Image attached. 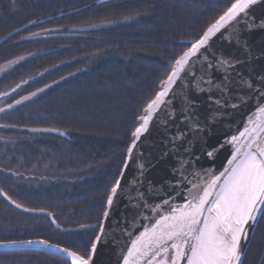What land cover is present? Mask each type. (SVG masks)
Here are the masks:
<instances>
[{
    "label": "trees",
    "instance_id": "1",
    "mask_svg": "<svg viewBox=\"0 0 264 264\" xmlns=\"http://www.w3.org/2000/svg\"><path fill=\"white\" fill-rule=\"evenodd\" d=\"M99 1L17 0L19 11L10 8L12 0L4 2L0 96L12 94V104L46 89L0 113V122L9 127L2 131L15 136L0 141V167L6 172H0V185L26 208L57 211L59 225L16 209L0 194L1 210H7H0V241L43 238L87 257L138 117L175 60L230 6V0ZM117 15L141 18L127 25L95 24ZM78 101L82 108L70 111ZM35 127L61 129L70 138L31 131ZM56 166L86 178L70 184L39 181L45 169ZM0 264L68 262L41 251H19L0 253Z\"/></svg>",
    "mask_w": 264,
    "mask_h": 264
},
{
    "label": "water",
    "instance_id": "2",
    "mask_svg": "<svg viewBox=\"0 0 264 264\" xmlns=\"http://www.w3.org/2000/svg\"><path fill=\"white\" fill-rule=\"evenodd\" d=\"M105 1L108 0H100L98 3ZM250 24L254 26L248 27ZM226 28L227 30H221L223 34L217 33L209 41L211 47L208 53H211V56L208 53L204 54L208 56V60H205L204 56H200L198 60L196 57L192 59L195 62L193 70L197 73V79L204 75L207 63L215 64L214 57L230 58L234 63L239 61L235 63L234 70L227 73L229 77L227 80L219 65L207 69L205 79L214 77L216 84L226 83L230 91L221 93L220 89L213 87L211 93L200 92L196 90L194 82L185 89L184 84L177 81V85L174 86L177 95L172 97L171 93L169 94L171 107L162 106L159 118H154L149 125V131L144 133L137 142V149L134 150L132 160H127L126 151L121 170L124 173L121 179L122 191L118 198L114 199L113 206L110 209L107 206L105 209L109 211V216L103 217L101 221L104 229L102 241H94L97 244V250L93 254V264H125V259L129 260L130 264H147V261L152 259L151 254L144 257H138L135 254L129 256V251L133 249V242L137 238L147 241L148 237H142L141 234L147 232L150 235L153 228L162 229L165 225L163 217L179 213L191 199L189 190L195 191L193 184H202L203 181L210 179L213 175H219L228 167L227 161L231 159L237 147L231 142L233 136L237 137L240 151L243 152L246 150L244 145L248 143L250 137H242L240 134L246 127L251 128L254 124L264 122V113L259 112V108L264 107V4L254 7L250 16L242 18L236 25L238 39L235 38L231 25ZM229 37L233 38L229 39ZM1 41L3 39L0 43ZM201 51L203 52V49ZM190 78L191 73L188 74L184 83H187ZM249 83L252 87H249ZM202 87L208 86L202 84ZM161 88L162 83L158 90L160 91ZM185 93L195 104L194 120L185 121L184 119L186 105L180 97ZM217 100L219 103H216ZM188 114L191 115V113ZM137 123L139 126V119ZM0 127L9 128L3 125ZM41 131L66 136L58 129L46 128ZM257 143L260 147H264V132L259 134ZM221 144L224 145L223 148H219ZM213 148L218 150L212 156H208L207 152L213 151ZM180 159L186 162L181 169L183 177L176 171L180 168ZM188 161H191V164L187 163ZM126 162L128 167L125 169ZM140 165L144 167L141 168ZM118 178H121V173ZM0 194L16 209L27 214L45 215L55 224L50 212L27 211L26 209L31 208L13 203L14 200L3 191L1 186ZM261 217H258V221L250 227L245 226L247 239L243 237L241 239L243 254L240 264L244 262L248 245ZM157 221H161L160 225H157ZM101 225L99 235H101ZM29 240L46 243L12 244L9 242L28 240H7L0 244V252L41 251L73 264L68 253L62 250L75 251L43 238ZM171 243V241L168 242V251L156 256L152 264H162L163 261L171 264L175 252L170 247ZM180 264H187V257L183 258Z\"/></svg>",
    "mask_w": 264,
    "mask_h": 264
},
{
    "label": "snow or ice",
    "instance_id": "3",
    "mask_svg": "<svg viewBox=\"0 0 264 264\" xmlns=\"http://www.w3.org/2000/svg\"><path fill=\"white\" fill-rule=\"evenodd\" d=\"M264 4V0H230V6L223 12L222 15L212 23L203 32L199 39L191 43V47L184 51L178 59L175 60L174 66L171 68L167 79L162 82V88L156 93L146 107L143 109V115L138 117L140 124L135 131L131 133V144L127 150V160H132L134 150L137 149V142L141 139L144 133L149 131V125L154 118H159L161 108L171 107L170 96L177 95L174 86L177 81H181L187 89L193 82L197 91L212 92V88L220 89L221 93L230 91L226 83L216 84L214 77L207 76V69L214 68L219 65L225 73V80L229 79L227 73L234 70L235 63L232 59L226 57L213 58L215 64L209 62L205 65L204 75L197 79V73L194 71L195 62L200 56H204L208 60V49L211 47L209 41L221 30H227L226 26L231 25L235 38H239L236 32V25L244 17L251 14V10ZM32 23H35L33 21ZM254 25H248L253 27ZM223 34V33H221ZM233 37H229L232 39ZM203 49V52L201 51ZM211 56V53H208ZM191 73V78L184 83L188 74ZM206 84L208 87H202ZM249 87L252 84L249 83ZM32 95H35L33 93ZM186 105L185 121L195 119V104L190 97L185 93L180 97ZM27 99V97H24ZM16 103H20L17 101ZM216 103H219L217 100ZM9 107H12L9 105ZM3 111V109H0ZM260 113H264V107L259 108ZM188 113H191L189 115ZM171 115V113L169 114ZM35 131V130H34ZM264 132V122L254 124L253 127H246L240 135L249 136L248 143L244 145L245 151H240L239 141L236 136L231 138V142L237 145L231 159L227 161L228 167L219 175H213L210 179L203 181L202 184H193L195 191L189 190L191 199L183 206L177 214L163 217L165 225L162 229L153 228L151 234L147 232L141 234L142 237L147 236V241L137 238L133 242V249L129 251V256L137 255L144 257L149 254L152 259L147 261V264H152L161 252H167L169 244L175 250L174 259L171 264H180V261L187 257V264H240L242 257L241 239H247L245 226H251L258 221V217L264 216V147H260L257 143L259 134ZM183 137V133L180 134ZM255 146V147H254ZM224 145H219L223 148ZM217 148L207 152L208 156H212ZM187 151V149L185 150ZM185 161L179 160L180 168L176 169L183 177ZM187 163L191 164V161ZM125 169L128 167L126 162ZM141 168L144 165H140ZM207 175V173H205ZM124 173L121 172V178H118L115 185L111 188V193L107 197V206L110 209L114 204V199L118 198L122 191L121 179ZM143 175V173H141ZM199 175V173H196ZM186 179V177H185ZM179 182V181H178ZM191 183V181H189ZM15 203V201H13ZM21 207V205H17ZM27 211H43L37 209H26ZM106 218L109 216V211L103 213ZM161 221H157L160 225ZM104 233L103 225H101V235L96 237L97 242L102 241ZM4 242L0 241V244ZM9 243H46L45 241H11ZM97 250V244L93 243L87 258L85 255L77 252H68L67 249L62 251L68 253L73 264H93V254ZM187 250V251H186ZM125 264H130L129 260L125 259ZM162 264H168L163 261Z\"/></svg>",
    "mask_w": 264,
    "mask_h": 264
},
{
    "label": "flooded vegetation",
    "instance_id": "4",
    "mask_svg": "<svg viewBox=\"0 0 264 264\" xmlns=\"http://www.w3.org/2000/svg\"><path fill=\"white\" fill-rule=\"evenodd\" d=\"M4 2H5L4 0L1 1V5H0L1 10L4 7H6V5L3 4ZM4 69H5L4 65L3 67L0 65V76L3 73ZM17 92L18 91L14 92V94L16 95ZM10 95L12 94H2L0 96V102L3 99L6 101V104H9ZM0 113H2V111ZM0 125L6 126V123L0 122ZM2 130L3 129L0 127V134H2L1 136L6 137V142L7 141L12 142L15 140V136H13L12 134L8 132L2 131ZM66 137L67 139L70 138L67 133H66ZM1 142H3V140H1ZM56 167L58 168H52L50 171L49 170L47 171V169H45L44 174L42 176V177H45L44 181L42 180L43 182H47V183L48 182H55V183L62 182L65 184H70V183L84 181V179L86 178V176H79L80 174L77 171H72V170L66 171V170L61 169L60 166H56ZM252 237L253 238L250 244L248 245V249L244 257L243 264H264V216H262L261 219L259 220L256 231Z\"/></svg>",
    "mask_w": 264,
    "mask_h": 264
},
{
    "label": "rangeland",
    "instance_id": "5",
    "mask_svg": "<svg viewBox=\"0 0 264 264\" xmlns=\"http://www.w3.org/2000/svg\"><path fill=\"white\" fill-rule=\"evenodd\" d=\"M1 1H3V0H0V5H1ZM5 1V3H7V5H8V0H4ZM16 2H17V0L16 1H14V0H12V2H11V5H10V8L11 9H13V10H17V11H19V9H18V5H16ZM4 3V4H5ZM7 5H6V7H7ZM9 8V7H8ZM11 9H8L9 11L11 10ZM0 12H2V10H1V7H0ZM141 18V16L140 15H138V16H135V17H132L131 15H128V16H126V17H121V18H113V17H106V18H104V19H100L99 21H95V24H96V26H98V27H106V26H117V25H119V24H125V25H127L128 23H130V22H134V21H138L139 19ZM0 21H1V19H0ZM9 21H11L10 19H9ZM94 24V25H95ZM77 27H79L80 26V23H78L77 25H76ZM64 30H73L74 28H73V26L72 27H70V26H65L64 28H63ZM62 29V30H63ZM187 50V49H186ZM23 52H25V51H23ZM25 58V57H28V55H21V56H19V58ZM10 60H12V61H14L15 60V58H12V59H10ZM164 81V80H163ZM162 83V82H161ZM161 83H160V85H161ZM51 85H53V84H51ZM159 85V86H160ZM44 90L46 89V86H45V88H43ZM159 89V88H158ZM17 90H19V89H17ZM16 90V91H17ZM44 90H42V88H39V89H36V90H33V92L31 91L30 93H26V94H23V97H22V99H20L19 101H20V103H23V101L24 102H26V101H29V100H31V99H34V97H36V96H39V94L41 93V92H43ZM159 91V90H158ZM33 93H35V95H32ZM2 95V94H1ZM24 97H27V99H24ZM15 102H12V104L11 103H9V104H6V101L5 100H1V102H0V107H1V109H2V107H3V110H9V109H12V107H13V105H15L14 104ZM18 104V103H17ZM9 105H11L12 107H9ZM82 104H80L79 103V101H78V103L77 104H75V105H72L71 107H70V111H76L77 109H81L82 108ZM86 113V112H85ZM82 118H83V116H82ZM42 128H44V129H46V128H49V129H53V128H51V127H42ZM36 131V129L34 128L33 130H31V131ZM56 130V129H55ZM58 130H61V129H58ZM62 131V130H61ZM64 132V131H63ZM65 133V132H64ZM2 134H0V141L1 140H3V141H6V137L5 136H1ZM65 135H66V133H65ZM66 137V136H65ZM126 158V157H125ZM119 160L120 159H118L117 160V162H116V164H115V167H117L119 164H120V162H119ZM124 161H125V159H124ZM124 161H123V163H124ZM118 162H119V164H118ZM2 163V158H0V164ZM122 166H123V164H122ZM121 166V167H122ZM114 167V168H115ZM123 168V167H122ZM122 168H121V170H122ZM121 170H120V173H121ZM0 172H3V170L1 169V167H0ZM3 173H6V172H3ZM120 173H119V175H120ZM25 174V173H24ZM105 174V173H104ZM106 175V174H105ZM119 175H117V179H118V176ZM15 176H18V175H15ZM22 178H24V176L22 177ZM110 183H111V181H109V183H108V185L107 186H109L110 185ZM1 186V185H0ZM1 188H2V186H1ZM3 189V188H2ZM4 191V190H3ZM0 210H1V205H0ZM1 211H6L7 212V210H6V208H2V210ZM18 217H20V216H18ZM20 218H22V217H20ZM10 220V219H9ZM9 220L7 221V223H9ZM18 221H19V219H18ZM23 222H25V220H22V223ZM27 222V221H26ZM50 222H51V224H52V221L50 220ZM53 226L55 227V228H57V226L55 225V224H53ZM61 230H64L63 228H61ZM40 239V238H39ZM22 240H24V239H22ZM2 253H4V252H2ZM57 257V256H56ZM69 264V263H68Z\"/></svg>",
    "mask_w": 264,
    "mask_h": 264
},
{
    "label": "bare ground",
    "instance_id": "6",
    "mask_svg": "<svg viewBox=\"0 0 264 264\" xmlns=\"http://www.w3.org/2000/svg\"><path fill=\"white\" fill-rule=\"evenodd\" d=\"M108 1H109V0H108ZM105 2H106V1H105ZM105 2H104V3H105ZM100 4H101V3H100ZM121 17H122V16H118V15H117V17H114V18H116V19L118 18V19H119V18H121ZM35 23H36V21H35ZM35 129H36V132L39 133V134H46V133H47V132L45 133V132L41 131L42 129H44V128H42V127H35ZM44 179H45V177H42L41 179H39V181H40V182H43ZM34 180H36V176H30V181H33V182H34ZM42 180H43V181H42ZM105 209H106V208H105ZM104 211H105V210H104ZM48 212H50V214H52V219L55 221V224H57V226H58L59 224H58L56 218H57V216H58L59 213H58L57 211L54 212V211H50V210H49ZM51 221H52V220H51ZM52 224H53V222H52ZM98 235H99V234H97V236H98ZM97 236H96V237H97ZM96 237H95L94 241L96 240ZM94 241H93V243H94ZM62 246H64V245H62ZM65 247H66V246H65ZM67 248H69V247H67ZM69 249H70V248H69ZM70 250H71V251H75L74 249H73V250L70 249ZM75 252H76V251H75ZM246 252H247V251H246ZM0 253H1V252H0ZM77 253H78V252H77ZM245 255H246V254H245Z\"/></svg>",
    "mask_w": 264,
    "mask_h": 264
}]
</instances>
